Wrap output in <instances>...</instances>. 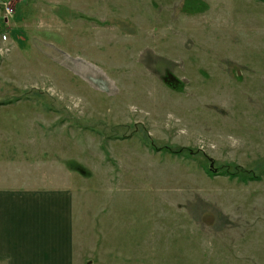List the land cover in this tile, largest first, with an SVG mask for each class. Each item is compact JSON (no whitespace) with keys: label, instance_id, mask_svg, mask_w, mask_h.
<instances>
[{"label":"rangeland","instance_id":"rangeland-1","mask_svg":"<svg viewBox=\"0 0 264 264\" xmlns=\"http://www.w3.org/2000/svg\"><path fill=\"white\" fill-rule=\"evenodd\" d=\"M11 2L2 145L66 166L77 264H264V0Z\"/></svg>","mask_w":264,"mask_h":264},{"label":"crops","instance_id":"crops-1","mask_svg":"<svg viewBox=\"0 0 264 264\" xmlns=\"http://www.w3.org/2000/svg\"><path fill=\"white\" fill-rule=\"evenodd\" d=\"M3 141L0 136V264H77L73 188L59 175L41 185L37 174L69 176L66 166L46 169L44 162L14 158Z\"/></svg>","mask_w":264,"mask_h":264},{"label":"built area","instance_id":"built-area-1","mask_svg":"<svg viewBox=\"0 0 264 264\" xmlns=\"http://www.w3.org/2000/svg\"><path fill=\"white\" fill-rule=\"evenodd\" d=\"M15 8L11 0H0V21L9 22Z\"/></svg>","mask_w":264,"mask_h":264}]
</instances>
